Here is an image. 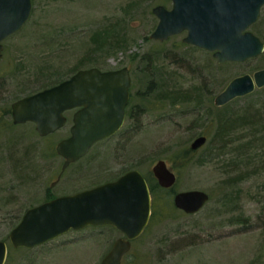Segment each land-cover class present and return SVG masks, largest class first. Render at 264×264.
Returning a JSON list of instances; mask_svg holds the SVG:
<instances>
[{
    "label": "rangeland",
    "instance_id": "374dc122",
    "mask_svg": "<svg viewBox=\"0 0 264 264\" xmlns=\"http://www.w3.org/2000/svg\"><path fill=\"white\" fill-rule=\"evenodd\" d=\"M156 4L170 8L171 0H31L27 22L2 42L0 239L9 241L29 207L129 169L149 184L153 165L164 159L176 182L159 193L154 222L122 264H264V87L223 106L213 102L231 78L263 68L264 52L219 63L211 51L183 42L186 31L152 39ZM250 30L262 39L264 6ZM92 66L129 68L127 115L115 134L61 171L55 144L70 134L74 110L64 113L61 128L40 136L34 123L12 122L11 104ZM199 135L206 143L184 156ZM189 189L211 195L192 214L173 205L174 194ZM121 236L111 226H87L33 248L9 244L5 264H100Z\"/></svg>",
    "mask_w": 264,
    "mask_h": 264
},
{
    "label": "water",
    "instance_id": "95a60500",
    "mask_svg": "<svg viewBox=\"0 0 264 264\" xmlns=\"http://www.w3.org/2000/svg\"><path fill=\"white\" fill-rule=\"evenodd\" d=\"M264 0H171V7L152 8L158 21L150 38L163 41L186 31L182 41L213 53L219 63L242 62L264 52V41L249 27L259 17ZM31 0H0V58L3 41L27 22ZM131 77L127 66L101 70L79 69L70 77L25 95L11 104L14 124L32 122L40 136L57 131L66 123L64 113L73 110L70 134L57 141L55 151L64 158L61 171L87 154L97 142L116 133L126 118ZM264 87V67L231 78L214 97L215 106ZM207 141L195 137V151ZM159 186L169 188L176 174L164 159L152 167ZM60 175L58 176V178ZM209 200L200 189L178 191L173 204L185 213L197 212ZM152 194L144 175L129 169L114 180L74 193L53 197L27 208L8 234L14 248H33L69 230L87 226H112L123 236L114 240L100 264H121L131 242L145 230L152 212ZM8 242L0 239V264H5Z\"/></svg>",
    "mask_w": 264,
    "mask_h": 264
},
{
    "label": "trees",
    "instance_id": "16d2710c",
    "mask_svg": "<svg viewBox=\"0 0 264 264\" xmlns=\"http://www.w3.org/2000/svg\"><path fill=\"white\" fill-rule=\"evenodd\" d=\"M251 26H254L255 27V23L254 24H252ZM261 37H262V39H263V41H264V35L263 34H261ZM78 70V69H77ZM61 80H63V79H58V80H56V81H54L53 83H46V84H43L42 85V87H40L39 89H37L36 91H38V90H41V89H43V88H46V87H49V86H51V85H54V84H56V83H58V82H60ZM36 91H33L32 93H34V92H36ZM28 94H31V93H27L26 95H28ZM169 98H170V100H171V102H174L175 100L172 98V97H170V96H168ZM190 96H189V94H186L185 96H181L180 98L182 99V98H189ZM165 99V97H162V101ZM129 101H130V99H129ZM127 105H128V103H127ZM127 105H126V113H127ZM127 115V114H126ZM261 124H262V131H264V118L263 119H260V120H258ZM264 134V133H263ZM264 136V135H263ZM195 152H191L188 148L187 149H184V151H183V154H184V156H187L188 158L190 157V156H192L193 154H194ZM174 157H175V154H174ZM149 186H150V190H151V193H152V214H151V218H150V222H149V224H148V226H147V228L145 229V231L142 233V235L140 236V237H142L146 232H147V230H148V228L150 227V225L152 224V222H154V221H152V219L154 220L155 218H156V212H158V209H159V199H158V196H159V193L161 192V191H165V188H162L161 186H159L158 185V183H157V180L155 179V177H153V179H151L150 180V183H149ZM210 195V194H209ZM211 196V195H210ZM160 211V210H159ZM22 215V214H21ZM21 215H19V217H17L16 219V221L12 224V227L13 226H15L16 225V223L19 221V219H20V217H21ZM139 238V237H138ZM136 240V239H135ZM11 249V247H9V250ZM130 251V250H129ZM129 251L127 252V253H129ZM126 253V254H127ZM125 254V255H126ZM141 263V262H140Z\"/></svg>",
    "mask_w": 264,
    "mask_h": 264
},
{
    "label": "bare ground",
    "instance_id": "6f19581e",
    "mask_svg": "<svg viewBox=\"0 0 264 264\" xmlns=\"http://www.w3.org/2000/svg\"><path fill=\"white\" fill-rule=\"evenodd\" d=\"M263 6H264V5H263ZM202 207H203V206H202ZM202 207H201L200 209H202ZM200 209H199V210H200ZM199 210H198V211H199ZM198 211H197V212H198Z\"/></svg>",
    "mask_w": 264,
    "mask_h": 264
}]
</instances>
